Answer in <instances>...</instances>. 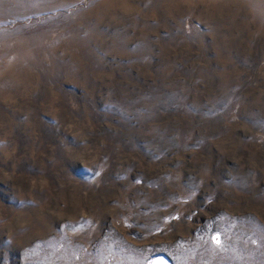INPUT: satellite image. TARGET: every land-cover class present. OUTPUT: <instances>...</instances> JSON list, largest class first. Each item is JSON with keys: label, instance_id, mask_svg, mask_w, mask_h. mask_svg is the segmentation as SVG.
I'll return each mask as SVG.
<instances>
[{"label": "rangeland", "instance_id": "obj_1", "mask_svg": "<svg viewBox=\"0 0 264 264\" xmlns=\"http://www.w3.org/2000/svg\"><path fill=\"white\" fill-rule=\"evenodd\" d=\"M0 264H264V0H0Z\"/></svg>", "mask_w": 264, "mask_h": 264}]
</instances>
